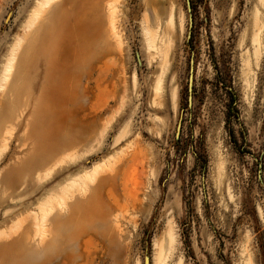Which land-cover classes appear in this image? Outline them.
I'll use <instances>...</instances> for the list:
<instances>
[{"label": "rangeland", "instance_id": "1", "mask_svg": "<svg viewBox=\"0 0 264 264\" xmlns=\"http://www.w3.org/2000/svg\"><path fill=\"white\" fill-rule=\"evenodd\" d=\"M44 1L0 0V264H264V0Z\"/></svg>", "mask_w": 264, "mask_h": 264}, {"label": "bare ground", "instance_id": "2", "mask_svg": "<svg viewBox=\"0 0 264 264\" xmlns=\"http://www.w3.org/2000/svg\"><path fill=\"white\" fill-rule=\"evenodd\" d=\"M45 2H47V0L44 1V3ZM63 28L65 29L64 31L66 32V35L63 36V34H59L57 39H55L56 43L59 47L62 46V43H63L64 45L62 46V48L65 47L67 44H72L74 46L81 47L82 51L85 48L86 51H83V53L85 52L86 56H88V54L93 51L94 58L99 53L98 52L99 50H96V47H101L100 44L105 45L107 38H108V35H106V31L103 29V27H63ZM114 28L115 27L113 26V24H111L108 27L111 34H112V32H114ZM103 36H105V38H103ZM97 40L102 41V42L98 43ZM60 42H62V43H60ZM62 54L63 53H62V49H61V54H59V56L57 58H60V56ZM68 59H70V58H68ZM68 59L66 57V59H65L66 63L69 62ZM53 64H54V62L53 63L51 62L50 65L47 67V73L48 74H49L50 69L54 67ZM77 65H78V63H77ZM90 69H91V71H93L96 69V66H95V68H94V66H92V68H90ZM87 75H90V72H88ZM44 96H46V94H44ZM47 97L49 98L50 95H47ZM68 253L69 252H67V255H66L67 257L69 256ZM38 264H44L43 254L39 257Z\"/></svg>", "mask_w": 264, "mask_h": 264}, {"label": "water", "instance_id": "3", "mask_svg": "<svg viewBox=\"0 0 264 264\" xmlns=\"http://www.w3.org/2000/svg\"><path fill=\"white\" fill-rule=\"evenodd\" d=\"M191 84H192V67L190 66L189 76H188V94H189V100H190V93H191ZM179 128V123L177 125V130ZM143 264H149L148 257L145 256L143 259Z\"/></svg>", "mask_w": 264, "mask_h": 264}]
</instances>
